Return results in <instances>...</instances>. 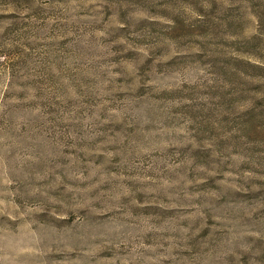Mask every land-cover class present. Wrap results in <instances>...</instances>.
I'll use <instances>...</instances> for the list:
<instances>
[{
    "label": "rangeland",
    "instance_id": "374dc122",
    "mask_svg": "<svg viewBox=\"0 0 264 264\" xmlns=\"http://www.w3.org/2000/svg\"><path fill=\"white\" fill-rule=\"evenodd\" d=\"M0 264H264V0H0Z\"/></svg>",
    "mask_w": 264,
    "mask_h": 264
}]
</instances>
